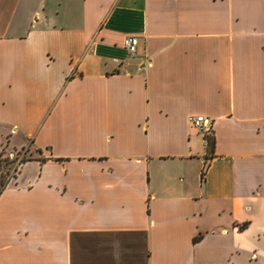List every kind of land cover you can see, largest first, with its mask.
<instances>
[{
  "label": "crops",
  "instance_id": "obj_1",
  "mask_svg": "<svg viewBox=\"0 0 264 264\" xmlns=\"http://www.w3.org/2000/svg\"><path fill=\"white\" fill-rule=\"evenodd\" d=\"M2 146L0 264H264V0H0Z\"/></svg>",
  "mask_w": 264,
  "mask_h": 264
},
{
  "label": "built area",
  "instance_id": "obj_2",
  "mask_svg": "<svg viewBox=\"0 0 264 264\" xmlns=\"http://www.w3.org/2000/svg\"><path fill=\"white\" fill-rule=\"evenodd\" d=\"M124 48L127 50V52L130 55H135L136 54V46H137V37L136 36H127L125 37L123 41ZM188 121L195 125V126H200L202 127L203 124L208 123V119L205 118L203 115H196V116H189ZM9 159H14L15 163L12 166V172H14V166L18 165V162L20 161L22 156H16L13 152H9L8 154Z\"/></svg>",
  "mask_w": 264,
  "mask_h": 264
},
{
  "label": "trees",
  "instance_id": "obj_3",
  "mask_svg": "<svg viewBox=\"0 0 264 264\" xmlns=\"http://www.w3.org/2000/svg\"><path fill=\"white\" fill-rule=\"evenodd\" d=\"M205 138H206V144H207L208 151L211 153L214 147V139L210 135H206ZM29 158L30 157L24 158L22 160L20 159V161L18 162V165L14 166V171H18L20 163L25 162ZM14 161H15L14 159H9L8 155L0 151V168H2L0 172V192L4 189V187L7 184V174L9 172V169L11 168L12 163L14 164ZM5 168H6V172L4 173ZM203 173L204 171L202 172V174Z\"/></svg>",
  "mask_w": 264,
  "mask_h": 264
},
{
  "label": "rangeland",
  "instance_id": "obj_4",
  "mask_svg": "<svg viewBox=\"0 0 264 264\" xmlns=\"http://www.w3.org/2000/svg\"><path fill=\"white\" fill-rule=\"evenodd\" d=\"M0 151L1 152H3L4 154H8V152L10 151V152H13L14 154H16V156L18 157V156H23V155H25V157H29V156H31V157H33V156H37V154H36V152L34 151V149H33V147H31V146H26V147H24V148H20V149H10V148H6V147H4V146H2V147H0ZM16 162V161H15ZM14 162V163H15ZM12 165H13V163H12ZM12 165H11V168L9 169V172H8V174L9 173H12ZM1 170H2V168H0V172H1ZM6 172V168L4 169V173ZM7 174V175H8Z\"/></svg>",
  "mask_w": 264,
  "mask_h": 264
},
{
  "label": "flooded vegetation",
  "instance_id": "obj_5",
  "mask_svg": "<svg viewBox=\"0 0 264 264\" xmlns=\"http://www.w3.org/2000/svg\"><path fill=\"white\" fill-rule=\"evenodd\" d=\"M24 158H27V157H25V155H23V156L21 157V160L24 159ZM22 163H24V162H21L20 164H22Z\"/></svg>",
  "mask_w": 264,
  "mask_h": 264
}]
</instances>
